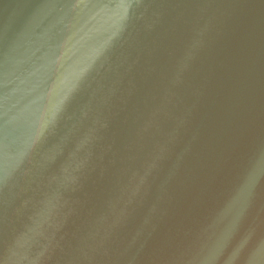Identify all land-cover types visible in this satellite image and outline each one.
Masks as SVG:
<instances>
[{
    "label": "water",
    "instance_id": "water-1",
    "mask_svg": "<svg viewBox=\"0 0 264 264\" xmlns=\"http://www.w3.org/2000/svg\"><path fill=\"white\" fill-rule=\"evenodd\" d=\"M0 264H264V0H0Z\"/></svg>",
    "mask_w": 264,
    "mask_h": 264
}]
</instances>
